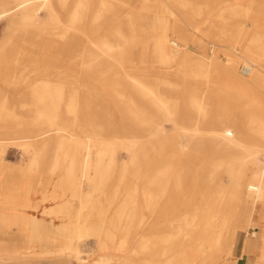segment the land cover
<instances>
[{
  "label": "bare ground",
  "instance_id": "obj_1",
  "mask_svg": "<svg viewBox=\"0 0 264 264\" xmlns=\"http://www.w3.org/2000/svg\"><path fill=\"white\" fill-rule=\"evenodd\" d=\"M133 1L0 0V18L9 24L0 61L9 54L6 61L14 67L3 82L23 87L11 94L0 86V154L7 145L29 153L27 170L35 176L48 162L45 183L54 176L61 180L50 199L77 185L83 207L90 209L77 224L65 200L41 217L21 213L17 235L0 238V264H25L16 259L28 252L82 260V244L88 242L83 233L98 226L97 216L121 229L120 210L108 214L106 203L91 204L93 191H85L84 184L98 185L102 203L127 185L128 224L135 226L142 214L146 234L136 245L131 238L126 241L134 254H148L147 264H234L242 207L264 205V9L255 8L259 1L264 7V0L247 5L224 0L222 9L217 2L200 8L195 0H171L170 6H155L151 30L143 9L131 11ZM240 15L249 21L245 28L241 24L238 37L256 49L247 43L242 52L233 47L223 58L189 45L195 30L214 29L216 40L233 37ZM218 20L233 24L220 27ZM42 38L48 41L39 42ZM149 58L158 70L175 69L153 77L146 70ZM125 63L142 68L123 75L127 84H118L106 67ZM189 81L205 84L182 85ZM68 85L70 93L63 91ZM63 99L70 122L53 106ZM19 101L45 107L30 109L26 119L19 116ZM120 111L124 117L116 126ZM183 136L187 142H177ZM120 153L126 155L122 161ZM46 215L52 216L51 225ZM105 227L104 222L98 227L100 249L114 243L111 232L106 238L101 234ZM254 228L247 237L249 256L241 254L235 264H245L247 256L246 264H264V220Z\"/></svg>",
  "mask_w": 264,
  "mask_h": 264
},
{
  "label": "rangeland",
  "instance_id": "obj_2",
  "mask_svg": "<svg viewBox=\"0 0 264 264\" xmlns=\"http://www.w3.org/2000/svg\"><path fill=\"white\" fill-rule=\"evenodd\" d=\"M144 1L147 5H145L143 7H139V6H141V4H140L137 7L138 3H141L142 0H134L132 2V6H131L132 8L131 7L130 8H131V11L132 10H139L138 8H140L141 10L143 9L142 10L143 12L147 13V14H145L146 20H147V22L145 23V26H146V29L151 30L152 27H154V25H155V14L153 12L155 9V6H158L159 8H161V7H163L162 6L163 4H168V6H170L173 3L171 0H144ZM230 1L231 2H240L241 4L247 5L251 0H230ZM167 2H169V3H167ZM194 2L200 8L202 6H207V5H208L207 7H210L212 5V3H214V2H217L218 7L221 9L226 7L225 6L226 3L224 2V0H195ZM255 8L258 10L264 9V7L260 1L256 3ZM128 14H129V12H125V17H128ZM212 18H215V17H212ZM234 21H236L238 24L237 25L238 27L235 26L234 28L236 29V27H237L238 30L234 31L233 37L232 36L225 37L222 40L217 39L219 41L218 42L215 38H212V35H213L212 33H214V29L206 30L205 32H201L203 37H205V40H203V38H199L198 44L196 45L195 43H197V38H196L197 35H195V32L196 31L198 32L199 30H195L193 32L192 39L189 42V45L192 46L195 49V51L198 53L205 54L207 56H212L215 53H219L220 56L223 58H225V53H227V51H230V48L232 49L233 47H235V48H233L232 50H234L235 52H242L243 49H239V48H244V46L247 45V43L251 48L256 49V47L250 45L249 41H246L245 39L238 37L239 36L238 32H240L239 30H241V32H242V29H241L242 25L241 24L243 23V26L245 28L247 26V22L249 21V18L245 17V15H240ZM217 24L220 27H222V26L228 27V26H231V24H233V22L229 23V22H223L221 20H218ZM150 26H152V27H150ZM8 28H9L8 19L7 18H0V48L2 45L1 43L3 41L2 39H4L5 36H7V33H9ZM151 35L152 34H149L150 38L147 40L150 54L152 53V49H153V47H152L153 42L151 40ZM47 38H45V39L42 38L39 40V42L42 41V43H45L49 40V38H48V40H47ZM220 41H221V43H220ZM194 44H195V46H194ZM11 57L12 56H10L8 54V56H6L5 59L8 60ZM135 59L136 60L138 59L137 54L135 56ZM6 60L0 61V66H1L0 67V86L3 87L4 89L6 88L5 90H7V92L13 94L14 92H17V91L19 92V91L23 90V87L19 86V87L14 89V87L11 84H5L3 82L4 78L11 76L13 69H14L12 62L6 61ZM148 61L150 63H149V67L146 68V70H149L150 75L153 77H158L160 75H170L169 72L175 69V66H171V67H167V68H161L162 70L161 69L158 70V66L151 62V58H149ZM135 64L136 65L133 67L130 66V63H125L124 66H122V67L109 64L106 68L108 69V67L110 66V68H111L110 73H112L116 77L117 83L125 85L127 83L125 80H123V75L132 74L137 69L142 68L139 63H135ZM242 65L243 64H241L239 66V71L242 69ZM107 75H108V73H104V76H107ZM189 84H191L193 86H197V84L198 85H204L205 82L204 81L182 82V85H189ZM66 90L68 93H70L72 91L69 88V85H68L67 89L66 88L63 89V91H66ZM16 105H17V108L19 110V116L21 114H24V117H26V119L28 118L27 116L30 114L29 113L30 109L34 108L38 111V110L45 107L44 103H39V102L36 103V102H21V101H19ZM10 106H11V108L14 107V104L12 101H11ZM53 106H56L58 108V110H60L61 115L66 118L65 119L66 121L67 120L69 122L71 121L72 116L70 113L67 112V104L64 103V99H63V101L61 100V102H58L56 105L53 104ZM118 115H117L118 117L116 120L117 125L115 124L116 126H119V124L122 122L123 117H124V114L122 113V111H120L118 113ZM166 131L167 132L172 131V126L170 124L166 125ZM81 134L85 135L84 133H81ZM83 137H85V136H83ZM87 139L88 138L85 137V140H87ZM177 142L186 143L187 137H185V136L179 137V138H177ZM50 154H51V152H50ZM263 155H261L263 157L262 159H264ZM0 158H2L3 165H4V167L0 168V209L9 210L12 213H23L27 216L28 215H34L35 217H41L43 215L42 214L43 211L44 212H46V211L50 212L55 207L56 202H59L60 200H65V201H67V203H70L72 205L71 220L73 221V224H77L81 220L84 221L86 219V217L90 215V211H89L90 209H88V207H83V205H82L81 197L77 193V191L79 190L77 185L75 186V189L72 190L71 192H67L63 196L60 195V199H55V200L50 199L49 196L51 195V193L53 191L54 184L55 183L60 184L61 180H60L59 176H54L51 179L50 183H48V184L45 183V181H46V172L45 171L48 170L49 166H50V164L48 162H45L43 164V169H42L41 173L36 175L37 176L36 177L35 175L30 174V172L27 170L28 162L30 159L29 153L21 151L17 147H12V146L7 145V147L5 148V152L3 154H0ZM125 158H126L125 153L119 154L120 161H122ZM63 159H64V164L66 165L68 163L66 160V157H64ZM12 162H17V164H13ZM6 170H8V171H6ZM44 187H46L45 191L42 190V188H44ZM83 188L85 191H89V190L93 191L92 198L90 199L91 204H93L94 202L98 203V204H100V203L105 204L106 203L105 205H107V207L109 208L108 214L114 213V212L120 210V213H121L120 218L123 221V226L121 227V229H117V230L112 229L109 226V221L107 219L103 220L104 218L102 219L101 216H97L95 219L98 222V226L95 227L94 229L89 230L88 232L83 233L84 237H88V242L89 241H91V242H90L89 246H86V245L83 246V250H85L87 252L82 253V255H83L82 260L77 259L73 256L58 257V256L51 255V254L38 257V254H36V253L32 254L29 252L26 254L23 253L20 256V258H17L16 260L21 261L22 263H25V264H44L45 262H47V264H120V263L121 264H134V262H137L138 264H147V263H145L146 260H144V258H147L148 254L146 252L140 253L139 255L134 254L132 252L133 247H129V245H130L129 241H126V240L131 238L133 241L132 245H136L135 240L141 239V237L146 234V230L144 229V226L141 225L142 224V218L144 217V216H142V214H140V213L137 214V218L135 219V226H134V224L133 225L128 224L129 217H130V208H129L130 201H129V198L127 195V185L126 184L120 185V188L122 189V191L121 192L115 191L114 193L108 194L107 202H103V203L100 200L99 194H97V193H99L100 188L98 187V185L95 182L93 184V188H92L93 190L90 189L91 186L88 184H84ZM43 199H48V200L43 201ZM98 200H100V201H98ZM38 202L41 203L39 208H38ZM25 205H29V207H25ZM254 207L255 206L250 205V204H244V206L242 207V210L240 212L239 221L244 219V222H242V224H241L240 239H239L238 247H237L238 250L241 247L243 239L250 237V233H252L254 231L253 228L250 226H247V223H246L249 220V216H250L248 214L250 213V211ZM46 218L49 219V221H50L49 223L51 225L52 224V222H51L52 216L46 215ZM55 222L61 223L62 220L58 219ZM102 222H104V224H106V227H105V229L101 230V234L103 236H105V238H106L111 232L112 233L111 235L114 238V243L110 244L108 248L100 249V250L106 251V250L110 249L111 246H116L115 249L117 251H120V252L128 251L130 253V259H132V260H128L126 258H123V260H121L120 263H117L114 261L115 256H116L114 253H109V251L101 253L98 251V246L96 245V243H98L96 240V236H97V233L100 232L98 230V227H99V224L101 225ZM254 227H255L254 229H260L259 227L258 228L256 226H254ZM50 228H52V227L50 226ZM13 229L16 230V227H13ZM128 234L130 237L128 236ZM94 241L96 243H94ZM47 245L49 247H51L52 242L50 241ZM138 245L139 244H137V246ZM101 254H108V255H101ZM111 254H114L113 259H110ZM53 256H54V258H53ZM248 256H249V254H248ZM248 256L245 259V264L248 260ZM240 259L241 258L236 256L233 260V263L235 264V263L239 262ZM82 261H84V262H82ZM218 263H220V262H218ZM154 264H158V263H154Z\"/></svg>",
  "mask_w": 264,
  "mask_h": 264
},
{
  "label": "crops",
  "instance_id": "obj_3",
  "mask_svg": "<svg viewBox=\"0 0 264 264\" xmlns=\"http://www.w3.org/2000/svg\"><path fill=\"white\" fill-rule=\"evenodd\" d=\"M140 4H141V6H139ZM145 5H147V4L145 3L144 0H142L141 3H138L137 7L138 6L139 7H143ZM195 35H197V37H196L197 38V43H195L196 45L198 44V39L199 38H203V40H205V37H203V35H202L200 30L198 32L196 31ZM195 44H194V46H195ZM12 163L13 164H17V162H12ZM257 207H259V208H257ZM248 215H250V216H249V220L246 222L247 226H250L252 228H254V226L261 228L263 220H264V205L255 206L254 208H252V210L250 211V213ZM20 216H21V213H12V212H10L9 210H6V209H0V238L1 239H7L9 237H13V236L17 235L18 228H19V225H20ZM242 222H244V219L238 222L237 230H238L239 234L241 232V224H242ZM13 227H16V230H14ZM239 239L240 238H237V237L234 239L233 243H234L236 248L238 247ZM245 239H243L241 247L239 248V250L237 248V257H239L241 254L245 255V254L250 253V252H248L249 251L248 239L247 238H245ZM90 242L91 241L84 242L82 244V250H83V246L84 245L89 246ZM94 243H96V242L94 241ZM96 245L98 246V251L101 252V253H104V252H107V251H109V253H114L116 255L114 261L117 262V263H120V261L123 260V258H126L128 260H132V259H130V253L128 251H125V252L117 251L115 249L116 246H111L110 249H108L106 251H101L100 250V246L98 245V243H96ZM259 245L260 244L258 242L257 243V247L253 250V252H254L253 255L258 254V251H259V248H260ZM246 246H247V248H246ZM83 251L87 252L85 250H83ZM251 252H252V250H251ZM108 254H101V255H108ZM218 264H220V263H218Z\"/></svg>",
  "mask_w": 264,
  "mask_h": 264
},
{
  "label": "built area",
  "instance_id": "obj_4",
  "mask_svg": "<svg viewBox=\"0 0 264 264\" xmlns=\"http://www.w3.org/2000/svg\"><path fill=\"white\" fill-rule=\"evenodd\" d=\"M243 72H244L245 74H248L249 69H248V68H243Z\"/></svg>",
  "mask_w": 264,
  "mask_h": 264
}]
</instances>
